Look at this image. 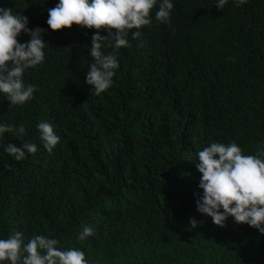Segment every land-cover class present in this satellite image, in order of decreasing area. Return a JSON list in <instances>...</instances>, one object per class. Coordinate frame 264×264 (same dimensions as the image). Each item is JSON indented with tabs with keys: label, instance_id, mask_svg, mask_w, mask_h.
I'll list each match as a JSON object with an SVG mask.
<instances>
[{
	"label": "trees",
	"instance_id": "16d2710c",
	"mask_svg": "<svg viewBox=\"0 0 264 264\" xmlns=\"http://www.w3.org/2000/svg\"><path fill=\"white\" fill-rule=\"evenodd\" d=\"M58 2L0 0L44 29L47 44L44 62L24 73L38 88L33 99L11 105L0 93V124L26 129L0 137V239L55 238L88 264H264L257 229L231 216L217 226L196 206L199 150L264 148V0H228L223 10L217 0H171L170 24L155 20L157 0L151 26L118 50L113 86L99 96L85 82L96 30H51L47 9ZM41 121L60 137L51 153ZM22 140L38 151L17 162L5 147ZM85 225L94 235L79 241Z\"/></svg>",
	"mask_w": 264,
	"mask_h": 264
},
{
	"label": "clouds",
	"instance_id": "9594fccd",
	"mask_svg": "<svg viewBox=\"0 0 264 264\" xmlns=\"http://www.w3.org/2000/svg\"><path fill=\"white\" fill-rule=\"evenodd\" d=\"M227 3L228 0H217L216 7L223 10ZM245 3L247 0H235L236 7ZM156 4L157 0H59L47 9V24L53 31L71 28L74 24L96 30L90 46L94 62L88 66L85 82L92 86V94L99 96L113 86L119 68L118 50L131 46L130 35L135 40L142 27L151 26L150 13ZM173 8L171 0H161L155 20L170 24ZM28 23L23 14L0 7V93L11 105H24L33 99L38 88L25 83L24 73L45 59V30L40 27L30 29ZM101 31L107 34L100 35ZM21 33L30 39L21 43L18 40ZM86 88L91 95L90 89ZM37 129L44 149L51 153L60 137L49 122H39ZM25 132L23 124L18 128L0 124V137L4 133L23 137ZM22 141V147L11 143L5 147L17 162L38 151L36 143ZM197 160L196 167L202 174L199 188L203 190L196 200L197 211L210 216L217 226L224 227L231 216L236 224H247L264 235V148H259L254 155H245L236 142H213L197 152ZM189 223L192 228L197 227L194 218ZM92 235L94 229L85 225L77 239L84 241ZM57 245V239L44 235H35L25 243L24 234L13 231L7 239H0V264H88L85 253L79 248L57 250Z\"/></svg>",
	"mask_w": 264,
	"mask_h": 264
}]
</instances>
